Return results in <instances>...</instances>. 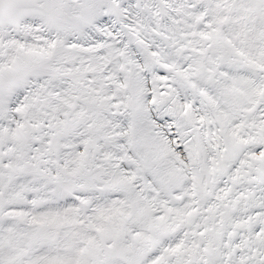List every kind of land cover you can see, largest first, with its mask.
Returning <instances> with one entry per match:
<instances>
[{
    "label": "snow or ice",
    "instance_id": "6c2138e0",
    "mask_svg": "<svg viewBox=\"0 0 264 264\" xmlns=\"http://www.w3.org/2000/svg\"><path fill=\"white\" fill-rule=\"evenodd\" d=\"M0 264H264V0H0Z\"/></svg>",
    "mask_w": 264,
    "mask_h": 264
}]
</instances>
